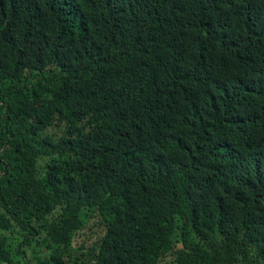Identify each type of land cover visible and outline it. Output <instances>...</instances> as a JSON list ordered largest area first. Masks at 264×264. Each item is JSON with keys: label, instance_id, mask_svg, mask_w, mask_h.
<instances>
[{"label": "trees", "instance_id": "16d2710c", "mask_svg": "<svg viewBox=\"0 0 264 264\" xmlns=\"http://www.w3.org/2000/svg\"><path fill=\"white\" fill-rule=\"evenodd\" d=\"M0 264H264V0H0Z\"/></svg>", "mask_w": 264, "mask_h": 264}, {"label": "rangeland", "instance_id": "374dc122", "mask_svg": "<svg viewBox=\"0 0 264 264\" xmlns=\"http://www.w3.org/2000/svg\"><path fill=\"white\" fill-rule=\"evenodd\" d=\"M88 234V233H87ZM29 252V251H28Z\"/></svg>", "mask_w": 264, "mask_h": 264}]
</instances>
